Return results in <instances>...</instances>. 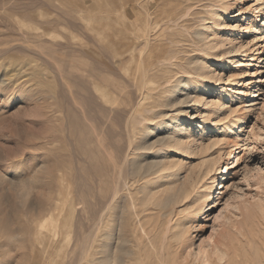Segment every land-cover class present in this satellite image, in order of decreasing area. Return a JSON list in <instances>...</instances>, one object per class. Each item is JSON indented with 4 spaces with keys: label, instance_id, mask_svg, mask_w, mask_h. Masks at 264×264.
<instances>
[{
    "label": "rangeland",
    "instance_id": "obj_1",
    "mask_svg": "<svg viewBox=\"0 0 264 264\" xmlns=\"http://www.w3.org/2000/svg\"><path fill=\"white\" fill-rule=\"evenodd\" d=\"M182 183L165 213L152 208ZM256 205L264 0H0V264H98L107 243L113 262L120 233L133 249L141 223L183 216L192 252L237 235L240 257L264 264Z\"/></svg>",
    "mask_w": 264,
    "mask_h": 264
},
{
    "label": "bare ground",
    "instance_id": "obj_2",
    "mask_svg": "<svg viewBox=\"0 0 264 264\" xmlns=\"http://www.w3.org/2000/svg\"><path fill=\"white\" fill-rule=\"evenodd\" d=\"M92 22H93V20H92ZM115 33H114V35H115ZM100 35L101 34H99V36ZM224 39L226 41H230V37H225ZM111 41H113V40H111ZM94 86H97V85H94ZM94 86H93V88H94ZM96 91H97V93L99 92L101 94L103 101L108 102L111 100V95L109 94V92L107 90L101 92L99 88H96ZM218 159H219V156L213 162L214 166L211 169L213 172V175L216 171H218V167H215L217 162H218ZM142 167L143 166L140 164H135L133 167V170L136 173L140 174ZM114 169H116V168H114ZM209 171H210V169L208 170V172ZM117 178H118V181H117V186H118L122 182L121 172L118 173ZM217 178L222 179V176L221 175L220 176L215 175V176L211 177V183L206 185L207 191L204 193V196L200 199L199 204H197L195 209L191 212L193 215L189 214L191 218L196 217L197 215L200 214V211L202 209L201 207L203 206L204 201L210 196V192H211V190L215 184V180ZM183 185H184V183L179 184L177 186H176V184L170 186L164 192L163 195L158 196V197H156V199H154V200H156V202L153 204L152 208L156 209V212L162 211L165 213L168 206L175 204L179 200V198L186 193V189L184 188ZM152 197H154V195H152L151 198ZM117 198H118V196H117V188H116L115 191H112V192L110 191L107 194L106 200H105L106 207L109 206L112 209V211L115 210L116 208H118ZM199 198H200V196L198 197V199ZM253 206H255V205H253ZM259 206L260 205H256L257 209L259 210V212H261V216H262L264 214V211ZM145 207H147V206H145ZM244 207H247V206L245 205ZM102 209L103 208H99L97 211V216L95 218V226H97L100 222L101 213H103ZM233 209L239 210L238 206H235ZM120 214H122V213H120ZM234 216H236L235 213L233 214V217ZM120 217H122V216H120ZM183 217L184 218H182V220L176 221L172 227H169L167 224L164 226L163 222L160 223V221H158L157 219L153 220L152 218H150L149 220L144 222V224L139 223L140 227H141V232H139V235L137 237V241L133 242V244H134L133 249L132 248L126 249V247H125L127 241L131 242L132 239L129 240L128 239L129 237L127 238L123 235V233L122 234L120 233L118 238L116 237L117 241L115 243L116 244L115 249L120 254L115 256L113 258V262H112L111 261L112 259H111L110 254H109V247L107 248V246H109L110 244L107 243L105 253H103L104 255L101 257L98 256V259H96L98 261V264H125V263L126 264H152L149 257L151 254H154V252L157 251V246L160 244H162L161 245L162 251L165 250L166 253L167 252L169 253V256L166 259V261L164 260L165 261L164 264H243V263L244 264H246V263L250 264L249 263L250 260L248 258H242L238 254V251L240 248L239 245L241 243H240V240L237 238V235L232 237L235 239V242H236V244H234L233 247L230 245L232 248L229 247V244L231 243L230 242L231 240L229 238L228 239L224 238V240L222 242H219L217 240L207 242V241L203 240L201 242V244L198 245L197 251L192 252L191 251L192 249L190 250L192 237H191V234L189 232L192 219L187 218L185 216H183ZM227 220L230 223L235 224L236 219L233 220V218L230 217V218H227ZM245 225H246V223H245ZM144 226H146V228ZM240 229L241 228L240 227L238 228V226H235V229L233 228V230H236L240 235H242ZM112 235H113L112 233H108V237H111ZM228 236H230V235H228ZM262 244H263V241H262ZM260 251L262 252V250H260ZM113 254H115V253H113ZM263 254H264V252H263ZM123 257H125V258L127 257V259H125ZM250 259H251V257H250ZM161 262H163V261H161Z\"/></svg>",
    "mask_w": 264,
    "mask_h": 264
}]
</instances>
